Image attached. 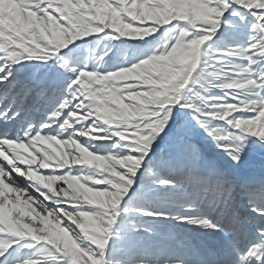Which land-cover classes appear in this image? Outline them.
<instances>
[{"label":"snow or ice","instance_id":"snow-or-ice-1","mask_svg":"<svg viewBox=\"0 0 264 264\" xmlns=\"http://www.w3.org/2000/svg\"><path fill=\"white\" fill-rule=\"evenodd\" d=\"M264 0H0V264H264Z\"/></svg>","mask_w":264,"mask_h":264},{"label":"rangeland","instance_id":"rangeland-1","mask_svg":"<svg viewBox=\"0 0 264 264\" xmlns=\"http://www.w3.org/2000/svg\"><path fill=\"white\" fill-rule=\"evenodd\" d=\"M236 171L242 178L262 179V175H264V152L255 151L249 154Z\"/></svg>","mask_w":264,"mask_h":264}]
</instances>
